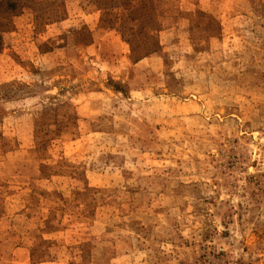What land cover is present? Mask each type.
Segmentation results:
<instances>
[{
	"label": "rangeland",
	"instance_id": "obj_1",
	"mask_svg": "<svg viewBox=\"0 0 264 264\" xmlns=\"http://www.w3.org/2000/svg\"><path fill=\"white\" fill-rule=\"evenodd\" d=\"M0 4V264H264V0Z\"/></svg>",
	"mask_w": 264,
	"mask_h": 264
},
{
	"label": "trees",
	"instance_id": "obj_2",
	"mask_svg": "<svg viewBox=\"0 0 264 264\" xmlns=\"http://www.w3.org/2000/svg\"><path fill=\"white\" fill-rule=\"evenodd\" d=\"M12 5L10 6L11 8H15V7H17L18 6V4H16V3H11ZM1 5V4H0ZM8 5V4H7ZM19 6H21V4H20V2H19ZM8 7H9V5H8ZM7 7V8H8Z\"/></svg>",
	"mask_w": 264,
	"mask_h": 264
}]
</instances>
